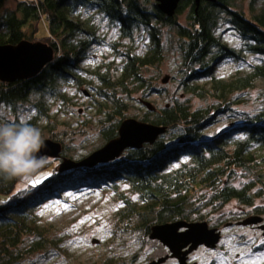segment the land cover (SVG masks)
I'll return each instance as SVG.
<instances>
[{
    "label": "trees",
    "instance_id": "1",
    "mask_svg": "<svg viewBox=\"0 0 264 264\" xmlns=\"http://www.w3.org/2000/svg\"><path fill=\"white\" fill-rule=\"evenodd\" d=\"M8 1L0 0V45L39 44L51 57L36 74L13 82L0 79V103L15 107L36 94L38 109L45 115L46 94L63 96L64 83L90 85L81 62L89 57L92 44L105 42L89 17L81 19V10H92L90 16L101 15L118 27L121 39L128 40L121 46L108 43L121 57L115 72H97L99 85L94 88L105 100L99 120L104 144L118 136L126 119L155 125L158 131L151 142L128 147L119 157L92 166L80 163L86 156L71 160L70 169L62 172V161L48 165L44 156L41 167L29 176H0V264H16L27 251L56 245L40 224L37 209L43 201L65 196L64 188L105 185L123 198L119 185L127 183L141 205L125 208L138 214L146 235L162 223L204 221L196 211L204 200L225 204L235 199L259 208L253 201L264 194V106L243 113L235 108L241 100L235 94L264 80V0H180L170 15L160 9L161 0H13V7ZM222 27L240 38L238 47L223 39ZM167 28L174 30L182 55L181 92L161 106L129 115L127 99L136 91L160 89L144 71L163 61ZM137 33L147 38L141 51ZM245 52L256 57L248 69L237 63L228 75L215 74L223 59L243 61ZM199 78L206 80L207 88L194 82ZM262 95L264 99V91ZM192 96L213 101L193 106ZM220 114L226 123L206 134ZM36 120L28 121L35 125ZM44 140L55 153L59 147L63 150L61 143ZM237 170L244 178L239 185L230 182Z\"/></svg>",
    "mask_w": 264,
    "mask_h": 264
},
{
    "label": "rangeland",
    "instance_id": "2",
    "mask_svg": "<svg viewBox=\"0 0 264 264\" xmlns=\"http://www.w3.org/2000/svg\"><path fill=\"white\" fill-rule=\"evenodd\" d=\"M7 6L13 7L14 1L9 0ZM92 12L81 10V19L89 17L90 23L97 27V34L105 42L103 45L92 44L89 57L81 62V66L87 70L85 79L90 85L64 83L61 86L63 96L46 94L45 115H41L42 111L38 109L40 102L36 94L30 95L28 100L17 102L15 107L0 103V120L19 123L36 118L34 126L42 130L44 139L62 144L63 150L59 147L56 153L54 147L47 144L46 149L52 154L41 156L49 158L48 165L58 163L56 166H59L62 161V172L70 169L68 165L71 160L82 159L104 145L99 120L103 117L101 110L105 100L99 98L94 88L99 85L97 72L110 69V73H114L121 57L108 43L121 46L128 41L120 38L117 26L101 15L90 16ZM222 29H225L223 39L227 43L237 47L241 44L240 38L232 30L222 27L219 31ZM173 32L172 28H167L163 34V61L144 71V75L151 77L154 85L160 88L159 91H136L133 98L127 99L129 115H138L148 106H161L181 92L179 80L182 75V55ZM138 35L136 46L141 51L147 38L144 33ZM255 60V55L248 52L244 53L243 61L225 58L217 64L215 74L226 76L236 68L237 63L248 69ZM194 82L206 85L203 78ZM263 91L264 80L258 79L252 88L235 94L237 99H241L235 108L247 114L261 110L264 106ZM191 101L193 106H201L213 99L192 96ZM108 103L111 104L110 100ZM225 123V115L220 114L215 123L205 129V133L212 134ZM239 172L237 170L234 176H230L231 183L241 184L244 178ZM119 189L124 194L123 198L105 185L64 188L61 193H65V196H57L51 202H41L37 209L40 224L50 231L49 237L55 240L56 245L49 244L43 250L27 251L16 264H149L167 255L169 251L164 245L144 233L138 214L130 213L132 211L125 208H139L141 203L138 193L130 189L127 183H121ZM253 204L259 208L254 210L253 206L235 199L225 204H209L205 200L199 204L197 213L203 215L209 227L217 228L221 238L215 248L200 246L189 252L190 260L196 264H264L263 230L257 224H241L245 218L254 215L261 216L264 223V194L254 198ZM121 209L124 211L121 212ZM176 263L175 258L171 257L160 264Z\"/></svg>",
    "mask_w": 264,
    "mask_h": 264
},
{
    "label": "water",
    "instance_id": "3",
    "mask_svg": "<svg viewBox=\"0 0 264 264\" xmlns=\"http://www.w3.org/2000/svg\"><path fill=\"white\" fill-rule=\"evenodd\" d=\"M180 0H161L160 9L170 15ZM51 53L39 44L23 43L17 47L0 45V79L13 82L36 74L50 59ZM166 81V78L164 79ZM158 127L135 119L124 120L119 127L116 138L92 151L81 164L95 165L98 162L119 157L128 147H136L144 142H151L157 135ZM41 149L39 156L51 155L52 151ZM64 169V166L63 168ZM241 224H257L264 234V223L258 215L245 218ZM159 241L169 253L153 260L149 264H160L168 257L176 258L177 264H196L187 261V255L199 245L215 248L221 234L215 227H209L206 221H173L154 225L148 235Z\"/></svg>",
    "mask_w": 264,
    "mask_h": 264
},
{
    "label": "clouds",
    "instance_id": "4",
    "mask_svg": "<svg viewBox=\"0 0 264 264\" xmlns=\"http://www.w3.org/2000/svg\"><path fill=\"white\" fill-rule=\"evenodd\" d=\"M45 147L42 130L26 120L12 123L0 120V176H29L43 160L39 156Z\"/></svg>",
    "mask_w": 264,
    "mask_h": 264
},
{
    "label": "flooded vegetation",
    "instance_id": "5",
    "mask_svg": "<svg viewBox=\"0 0 264 264\" xmlns=\"http://www.w3.org/2000/svg\"><path fill=\"white\" fill-rule=\"evenodd\" d=\"M215 228H216V227H215ZM200 246H205V245H199L198 247H200ZM198 247H197V248H198ZM205 247H206V246H205ZM168 258H171V257H168ZM168 258H166V259H168ZM166 259H165V260H166ZM175 260H176V258H175ZM187 261L190 262V263L192 262V261L190 260V258H189V254L187 255ZM176 262H177V260H176ZM176 264H177V263H176Z\"/></svg>",
    "mask_w": 264,
    "mask_h": 264
},
{
    "label": "bare ground",
    "instance_id": "6",
    "mask_svg": "<svg viewBox=\"0 0 264 264\" xmlns=\"http://www.w3.org/2000/svg\"><path fill=\"white\" fill-rule=\"evenodd\" d=\"M101 147V146H100ZM68 167H71V165L69 164Z\"/></svg>",
    "mask_w": 264,
    "mask_h": 264
}]
</instances>
